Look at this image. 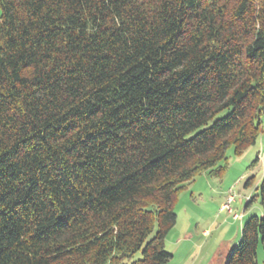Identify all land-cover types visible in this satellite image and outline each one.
Instances as JSON below:
<instances>
[{
  "label": "trees",
  "instance_id": "1",
  "mask_svg": "<svg viewBox=\"0 0 264 264\" xmlns=\"http://www.w3.org/2000/svg\"><path fill=\"white\" fill-rule=\"evenodd\" d=\"M263 115L264 0H0V264H165ZM262 159L227 264L264 247Z\"/></svg>",
  "mask_w": 264,
  "mask_h": 264
},
{
  "label": "rangeland",
  "instance_id": "2",
  "mask_svg": "<svg viewBox=\"0 0 264 264\" xmlns=\"http://www.w3.org/2000/svg\"><path fill=\"white\" fill-rule=\"evenodd\" d=\"M260 119L257 142L241 154L229 146L221 176L201 173L179 191L176 223L163 240L171 254L165 264H227L242 224L262 216L257 187L263 175L264 115ZM256 251V264H264L262 243Z\"/></svg>",
  "mask_w": 264,
  "mask_h": 264
},
{
  "label": "built area",
  "instance_id": "3",
  "mask_svg": "<svg viewBox=\"0 0 264 264\" xmlns=\"http://www.w3.org/2000/svg\"><path fill=\"white\" fill-rule=\"evenodd\" d=\"M226 207V206H225Z\"/></svg>",
  "mask_w": 264,
  "mask_h": 264
}]
</instances>
